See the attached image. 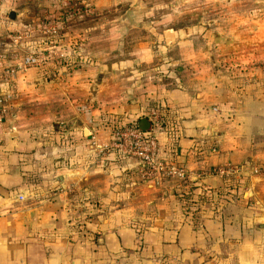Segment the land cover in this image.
Listing matches in <instances>:
<instances>
[{
	"label": "crops",
	"instance_id": "obj_1",
	"mask_svg": "<svg viewBox=\"0 0 264 264\" xmlns=\"http://www.w3.org/2000/svg\"><path fill=\"white\" fill-rule=\"evenodd\" d=\"M127 70L119 72L112 97L92 88L85 98L154 134L161 153L187 177L144 179L138 161L120 152L98 159L66 157L63 146L50 142V127L47 133L29 120L17 122L12 115L18 108L6 111L0 100V264L264 263V94L244 95L239 89L233 99L211 106L201 88L210 86L204 77H174L162 90ZM15 80L32 102L41 103L42 112H52L46 116L51 120L81 116L86 122L98 114L96 106L80 104L85 98L67 95L61 82H40L47 90L37 94L27 72ZM215 82L216 91L225 90L223 80ZM193 86L198 90L189 89ZM21 97L13 99L16 105ZM65 99L70 109H64ZM154 106L165 108L174 131L165 132L146 114ZM85 147L94 155L96 145ZM225 163L239 172L217 173ZM229 178L237 181L236 190L211 204L190 206L193 216L181 210L177 195L187 189L186 179L199 192L223 189Z\"/></svg>",
	"mask_w": 264,
	"mask_h": 264
},
{
	"label": "rangeland",
	"instance_id": "obj_2",
	"mask_svg": "<svg viewBox=\"0 0 264 264\" xmlns=\"http://www.w3.org/2000/svg\"><path fill=\"white\" fill-rule=\"evenodd\" d=\"M26 55L38 56L40 63L21 65ZM0 58V100L6 111L18 108L12 115L17 122L29 120L47 133L50 127V142L63 146L66 157L105 158L120 152L109 146L113 127L130 120L85 98V93L93 88L98 95L112 97L121 70L128 69L134 79L140 75L151 80L162 90L174 77H204L210 86L201 88L211 106L216 100L233 99L239 89L244 95L264 94V0H0ZM257 68L261 72H254ZM26 72L34 78L37 94L47 90L40 82H61L67 95L85 98L80 104L96 106L98 114L86 122L81 116L75 121L47 118L52 112L44 108L42 112L41 103L32 102L30 92L16 84L15 77ZM216 78L223 80L225 90H215ZM19 93L22 97L16 105L13 99ZM64 103L67 110L70 103L67 99ZM159 110L154 106L146 114L155 112L154 122L160 126ZM86 144L96 145L94 155ZM36 177L34 172L33 184ZM211 264L238 263L213 260Z\"/></svg>",
	"mask_w": 264,
	"mask_h": 264
},
{
	"label": "built area",
	"instance_id": "obj_3",
	"mask_svg": "<svg viewBox=\"0 0 264 264\" xmlns=\"http://www.w3.org/2000/svg\"><path fill=\"white\" fill-rule=\"evenodd\" d=\"M40 63L36 55H26L22 61L23 66H34ZM3 113V107L0 108V117ZM155 117V112H152ZM155 120V119H154ZM112 142L110 147L119 150L127 157L134 158L140 165V174L144 179H185L187 173L181 165L161 153L158 141L148 131H141L135 123L121 125L114 128L111 133ZM217 173L236 174L239 168L228 163L216 169ZM257 169H254L256 171ZM204 191V190H203ZM199 193H201L199 191Z\"/></svg>",
	"mask_w": 264,
	"mask_h": 264
},
{
	"label": "trees",
	"instance_id": "obj_4",
	"mask_svg": "<svg viewBox=\"0 0 264 264\" xmlns=\"http://www.w3.org/2000/svg\"><path fill=\"white\" fill-rule=\"evenodd\" d=\"M165 108H163L162 110L160 109L157 113H158V117H159V123L160 126L162 128H164V130L168 133H170L171 131L175 130V124L173 122H170L167 118H166V111L164 110ZM128 123V122H126ZM121 125H124V123H121L119 125H115L113 127L117 128L120 127ZM143 131V130H141ZM147 131V130H146ZM145 132V130L143 131ZM241 176V175H240ZM239 176V177H240ZM186 184H188L187 189H185L184 191H182L179 195H177V199L179 201H181V210L184 213L189 212L190 216H193L194 213L196 212V209H194L193 211H189V206H196V208L198 207L199 204H202L204 202H209L210 204L215 202V198L218 196H222L225 195L233 190H236L237 188V181H235L233 178H229L223 181V189H204L201 190L199 192L193 191L195 188L194 182L190 181L188 179L185 180Z\"/></svg>",
	"mask_w": 264,
	"mask_h": 264
},
{
	"label": "water",
	"instance_id": "obj_5",
	"mask_svg": "<svg viewBox=\"0 0 264 264\" xmlns=\"http://www.w3.org/2000/svg\"><path fill=\"white\" fill-rule=\"evenodd\" d=\"M9 15H12V13H10Z\"/></svg>",
	"mask_w": 264,
	"mask_h": 264
}]
</instances>
